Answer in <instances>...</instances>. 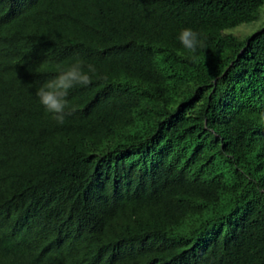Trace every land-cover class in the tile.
<instances>
[{
	"label": "trees",
	"instance_id": "obj_1",
	"mask_svg": "<svg viewBox=\"0 0 264 264\" xmlns=\"http://www.w3.org/2000/svg\"><path fill=\"white\" fill-rule=\"evenodd\" d=\"M263 6L0 0V264H264V24L228 33ZM77 59L105 79L58 125Z\"/></svg>",
	"mask_w": 264,
	"mask_h": 264
},
{
	"label": "clouds",
	"instance_id": "obj_2",
	"mask_svg": "<svg viewBox=\"0 0 264 264\" xmlns=\"http://www.w3.org/2000/svg\"><path fill=\"white\" fill-rule=\"evenodd\" d=\"M178 40L190 54L188 58L192 62H198L205 58L198 55V49L201 51L206 49V38L202 37V34L191 28H184L180 31ZM94 77L105 79L103 76H98L97 69L93 64H85L82 60L77 59L46 81L37 90L36 95L45 111L51 114L58 125H63L66 118L76 111L75 106L70 105L68 100L70 91L77 86L90 85Z\"/></svg>",
	"mask_w": 264,
	"mask_h": 264
},
{
	"label": "rangeland",
	"instance_id": "obj_3",
	"mask_svg": "<svg viewBox=\"0 0 264 264\" xmlns=\"http://www.w3.org/2000/svg\"><path fill=\"white\" fill-rule=\"evenodd\" d=\"M258 18L255 22L253 23H243L240 24L234 28H232V30H229L228 33H234L235 35H238L239 37H244L246 35H250L254 32H257L258 29H260L262 27V25L264 24V6L261 7L258 11Z\"/></svg>",
	"mask_w": 264,
	"mask_h": 264
}]
</instances>
